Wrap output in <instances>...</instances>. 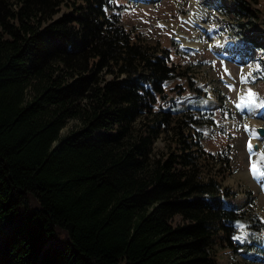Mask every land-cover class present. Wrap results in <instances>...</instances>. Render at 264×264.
Returning a JSON list of instances; mask_svg holds the SVG:
<instances>
[{
  "label": "trees",
  "instance_id": "obj_1",
  "mask_svg": "<svg viewBox=\"0 0 264 264\" xmlns=\"http://www.w3.org/2000/svg\"><path fill=\"white\" fill-rule=\"evenodd\" d=\"M118 6L0 0V264H216L217 246H250L231 238L227 153L202 143L210 112L160 107L180 63ZM232 16L247 34L258 14L234 0Z\"/></svg>",
  "mask_w": 264,
  "mask_h": 264
},
{
  "label": "rangeland",
  "instance_id": "obj_2",
  "mask_svg": "<svg viewBox=\"0 0 264 264\" xmlns=\"http://www.w3.org/2000/svg\"><path fill=\"white\" fill-rule=\"evenodd\" d=\"M117 1L123 3H119V9L122 12L121 21L126 27L140 31L146 44L155 45L158 50L170 49L172 59L180 63L177 72L165 81L164 97L159 100L160 107L174 113L185 109L211 111L210 116L215 124H202L203 146L211 152L224 149L227 153L231 170L221 177V183L231 192V198L242 213L240 221L236 223L237 233L233 238L242 237L235 240L239 244H250L251 248L240 247L234 251L224 245L217 246L214 249L216 264H264V136L258 138L253 129L257 125H264V47L262 44L253 46L246 40L248 34L264 31V0H245L258 14L257 18L252 17L256 22L247 30V34L238 27V19L231 15L233 0H149L141 3ZM194 12L200 14L201 23H197L205 31L179 19L180 15L189 16ZM159 20L166 24L161 27ZM177 30L186 36L188 42L200 41L201 49L198 52L190 49L183 51L182 45L185 43L179 36L180 41L176 39ZM211 42L214 52L208 48ZM229 45L232 46L231 49ZM228 50L243 57L227 63L233 73V86H226L220 81V77L226 75L218 61V55L219 52ZM239 75L246 78L244 83L237 81ZM249 89L256 94V107L252 109L248 102ZM240 90L244 91V101L241 110H237L234 105L239 104ZM211 97L216 99V104ZM149 121L151 120L148 118L138 116L135 125L139 127ZM243 122L250 123L255 134L251 143L258 141L257 151L253 149L256 154L245 148V142L252 137L248 138L250 132L242 129ZM79 123L77 117L68 118L61 133L75 128ZM173 124L171 122L167 129L158 133L153 143L155 153L169 146L173 135L170 127ZM252 157L257 169L255 176L252 174ZM205 174L202 171L200 176L204 177ZM59 238H64L62 232ZM49 246H45L44 253L49 250Z\"/></svg>",
  "mask_w": 264,
  "mask_h": 264
},
{
  "label": "bare ground",
  "instance_id": "obj_3",
  "mask_svg": "<svg viewBox=\"0 0 264 264\" xmlns=\"http://www.w3.org/2000/svg\"><path fill=\"white\" fill-rule=\"evenodd\" d=\"M194 2L192 1L191 2V4H193ZM195 7V6H194ZM189 16H192V15H189ZM197 18V21L199 22V24L201 23L200 21H201V18H200V16L198 15V17H196ZM177 35L184 41V43L185 44H192L193 45V47L194 46H199L200 47V44H199V42L198 41H193V42H188L186 39H185V37H184V34L183 33H181V32H179V30H177ZM226 43V42H225ZM224 43V44H225ZM226 47V46H225ZM232 48V46L231 45H229V49H231ZM222 49H224V48H222ZM228 49V48H227ZM226 50V49H225ZM222 53H226V52H219V55L220 54H222ZM227 53H230V54H232V57H235V58H241V59H243V57L242 56H240V55H238V54H236V53H232L230 50H228L227 51ZM230 54H227V55H230ZM221 56H223V55H221ZM248 67V66H247ZM251 69V68H250ZM231 76V75H230ZM227 79H229L232 83L234 82V80H233V77L231 76V77H229V78H227ZM240 93H238V101H239V106H240V108H242L243 107V105H242V102L244 101L243 99H244V91H242V90H240L239 91ZM242 106V107H241ZM256 107V105L255 104H251L250 105V108L252 109V108H255ZM260 109H262V107L260 108ZM251 112H253V110H251ZM252 116V115H251ZM249 132H252V130H251V128L249 127ZM254 136H255V134H254ZM252 137V138H250L249 139V141L250 142H253L254 141V139H255V137ZM256 151L254 150L253 151V153H255ZM256 154V153H255Z\"/></svg>",
  "mask_w": 264,
  "mask_h": 264
},
{
  "label": "snow or ice",
  "instance_id": "obj_4",
  "mask_svg": "<svg viewBox=\"0 0 264 264\" xmlns=\"http://www.w3.org/2000/svg\"><path fill=\"white\" fill-rule=\"evenodd\" d=\"M160 26L163 27V25H160ZM249 93H250V95H249V97H248V102H249L250 104H254V103H255L254 97H255L256 94L253 93V92L251 91V89H249ZM257 106L259 107L260 105H257ZM248 148H249V149L252 148L251 143L248 144ZM252 174H253V176H255V175L257 174V169H256V166H255V165H253V167H252ZM262 174H264V173H262ZM235 239L239 240V239H242V237L237 236V237H235Z\"/></svg>",
  "mask_w": 264,
  "mask_h": 264
},
{
  "label": "water",
  "instance_id": "obj_5",
  "mask_svg": "<svg viewBox=\"0 0 264 264\" xmlns=\"http://www.w3.org/2000/svg\"><path fill=\"white\" fill-rule=\"evenodd\" d=\"M257 131L260 133V135L264 136V126H258Z\"/></svg>",
  "mask_w": 264,
  "mask_h": 264
}]
</instances>
